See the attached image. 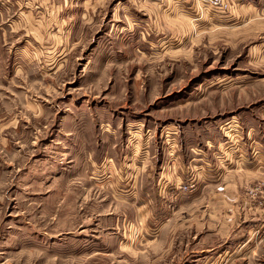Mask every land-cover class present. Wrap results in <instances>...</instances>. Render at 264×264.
Instances as JSON below:
<instances>
[{
    "label": "rangeland",
    "instance_id": "1",
    "mask_svg": "<svg viewBox=\"0 0 264 264\" xmlns=\"http://www.w3.org/2000/svg\"><path fill=\"white\" fill-rule=\"evenodd\" d=\"M263 169L264 0H0V264H264Z\"/></svg>",
    "mask_w": 264,
    "mask_h": 264
},
{
    "label": "crops",
    "instance_id": "2",
    "mask_svg": "<svg viewBox=\"0 0 264 264\" xmlns=\"http://www.w3.org/2000/svg\"><path fill=\"white\" fill-rule=\"evenodd\" d=\"M230 146H232V145H230ZM208 149H210V147ZM218 149H220V146ZM226 149L227 148H225L224 150H226ZM210 153H211L210 151H203V154H200V157L198 159L199 160L201 159L202 161L205 159L210 160V158L212 159V156ZM213 158H214V162L212 164L213 165L217 164V166H216V169H212V170L210 169V171H213L212 174H215L216 176L209 175L210 173L208 174L205 170H202L201 168L200 169L198 168L197 170H195L196 172H194L195 176L197 177L196 181H195V185L197 186V188H196L197 192H199V195L197 193V195H198L197 198L199 197L200 200H206V199L209 201L214 200L215 203L220 202V200H221L222 201L221 208L227 207V211L230 212L232 215H234L233 211L236 208H238V204H240L243 201L242 200V191H241L242 190V184L240 182L242 181V179L243 180L247 179L248 176L243 177V176L239 175V177H237V182L234 179H232L233 181L231 182L230 178H233V176L230 177L229 179L228 178L227 179L222 178L223 174H224L223 172L227 171V170L226 169L221 170V168H220L221 166H220L219 161L216 160L215 157H213ZM216 158H217V156H216ZM196 161H198V160H196ZM229 163L230 162H228L225 165H228ZM235 163L237 164L238 168H240V169L243 168V170H246V171H249L251 169L253 170V167H254L252 165L253 163H251L248 160V158H247V160L237 159L235 161ZM199 165L202 166V164H199ZM228 170H231V169H228ZM235 177H236V174H235ZM223 180H225L224 184H226V185H224V188H222V190H221V187H222L221 184H222ZM237 184H238V186H236ZM233 185H235V187H237L239 189L235 188L234 191H230V189L233 188ZM168 192H169V190H168ZM195 195H196V193H195ZM215 211H217L216 208L210 207L209 208V215H211V213L212 212L214 213ZM238 216H240V212H239ZM242 220H246V222H249V223L260 221V220L263 221L261 213H260L258 208L252 210L250 212V214H244Z\"/></svg>",
    "mask_w": 264,
    "mask_h": 264
},
{
    "label": "built area",
    "instance_id": "3",
    "mask_svg": "<svg viewBox=\"0 0 264 264\" xmlns=\"http://www.w3.org/2000/svg\"><path fill=\"white\" fill-rule=\"evenodd\" d=\"M217 1V0H216ZM221 1V0H219ZM258 187L256 186V190L251 192L254 196L256 195L257 199H258V204L261 206L263 213H264V196L261 194H258Z\"/></svg>",
    "mask_w": 264,
    "mask_h": 264
}]
</instances>
